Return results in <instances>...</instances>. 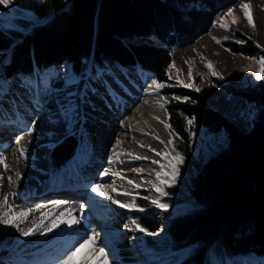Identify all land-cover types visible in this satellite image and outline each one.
Returning <instances> with one entry per match:
<instances>
[{
	"label": "trees",
	"instance_id": "16d2710c",
	"mask_svg": "<svg viewBox=\"0 0 264 264\" xmlns=\"http://www.w3.org/2000/svg\"><path fill=\"white\" fill-rule=\"evenodd\" d=\"M238 1L14 0L12 6L31 12L35 21L18 19L9 28L0 24V81L15 75L31 78L35 71L56 70L63 63L79 75L89 63L94 69L132 65L149 71L163 85L158 89L171 146L188 168L185 183L178 177L163 190L164 204L173 209L164 228L171 250L188 249L171 264H209L211 253L222 258L247 253L264 257V78L234 86L196 73L185 82L175 68L177 51L199 41L216 16ZM6 11L0 5V14ZM243 40L242 45H222L244 57H264L263 48ZM189 84L193 87L181 86ZM200 84L214 85L249 103L254 112L250 126H241L239 119L212 106ZM203 130L220 139L203 140L197 149L193 135ZM76 147L75 137L65 135L49 154L50 167L61 169ZM183 203L189 208L177 211ZM138 205L148 206L145 200ZM136 221L146 229L145 245L156 250L161 233L157 222L146 215L136 216ZM123 250L128 252L126 245Z\"/></svg>",
	"mask_w": 264,
	"mask_h": 264
},
{
	"label": "bare ground",
	"instance_id": "6f19581e",
	"mask_svg": "<svg viewBox=\"0 0 264 264\" xmlns=\"http://www.w3.org/2000/svg\"><path fill=\"white\" fill-rule=\"evenodd\" d=\"M63 67L59 70L60 73H58L59 71L58 74L56 73V77L51 75L48 77V83L50 81L51 87L55 89L52 94L55 103L51 101L45 87L41 84L37 87L30 86L31 90L24 85L20 89L16 86L12 87L18 92L16 96L19 100L18 103H15L16 107L27 112L24 128L19 132L21 148L24 149L25 156L16 162L17 168H14L11 151L7 148L0 150V156L5 158L6 164V167L0 165V212L6 210L3 198L7 197V203L12 207L13 214L20 210L36 209L39 205L45 206L32 211L20 224L26 228L25 230L35 228L37 225L43 229L45 225L51 223L52 216L58 215L62 211H71L77 222L71 226L61 224L50 232L36 231L33 235L23 236V241L15 249L10 250L11 253L5 264H59L60 259L69 250H74V255L68 264H100L101 262L100 254L95 252V247L104 245V233H100L97 227L94 228V223L88 222L90 219L80 213L82 210L78 206L62 204L60 208L54 209L53 204L49 205L48 203L58 201L56 197L60 195H52V199H47L48 202L44 204L37 200L31 204L26 201V196L22 197L21 195L23 193L41 195L45 186L52 187L60 180H63L60 181L62 184L54 187L57 193L59 190L69 191L72 188L70 183L72 175L70 174L56 177L52 181L49 179L48 183L37 186V188L29 185V181L43 178L46 173L43 156L45 148L48 146L47 139L54 134L53 131L59 134L73 122V120H67L64 125V118L59 114L61 104H66L69 99L75 101L78 110H80V120H82L79 130L82 131L83 125L87 126L90 140L84 145L88 154L86 173L81 174L80 163L82 160L78 156L72 158L67 168L72 165L71 167L75 168L76 173L81 177L77 178L83 185L79 192L85 191L90 199L94 198L93 200L106 206L113 213L122 214L124 212L125 208L119 207V204H127L133 187L136 184H143L140 178H145L148 182L152 180L153 170L159 162V157H162L155 153H162L164 152L163 147H169L165 129L166 114L162 99L159 95H156L157 98L153 96L152 89H146V82L143 79L136 77L133 80L127 76L128 74L126 77H122L121 71L117 70L116 78L119 79L117 83L114 82V75L107 74L100 77L101 79L93 81L91 87L90 84L82 82L76 92L74 89L69 90L64 87L62 70L65 67ZM108 86L117 92L112 105H109L107 100L100 95L106 91ZM37 93L39 94V103L34 100ZM2 110L3 106L0 100V123H2L0 125L6 122V115L2 113ZM88 115H91L89 121L87 120ZM29 127L34 129L31 135L26 133V129ZM99 143L102 144L101 149L96 147ZM136 157H142V159H136ZM143 157H147V159H143ZM153 160L157 163L153 164ZM133 169L140 171H133ZM95 171L99 174L96 175ZM104 172H110V174L100 177ZM17 173L20 174L19 178ZM107 176L113 179V187L108 186ZM9 177L11 183H9ZM129 180L132 181V184L128 183ZM106 181L107 183H105ZM99 184L106 185V187L97 188V192L102 193L101 195L91 191V186ZM112 199L118 203L113 204ZM67 201L65 199L63 202ZM45 213L52 215L45 219ZM7 227V225L0 224V245L7 240ZM127 231L132 235L133 232H136L129 231L128 228ZM93 233L97 237L95 246L91 242L76 246L78 242L83 241L86 235ZM66 249L69 250L66 251ZM248 259L250 258L248 257ZM229 261L230 264H258L251 259L243 261L238 257H232Z\"/></svg>",
	"mask_w": 264,
	"mask_h": 264
},
{
	"label": "rangeland",
	"instance_id": "374dc122",
	"mask_svg": "<svg viewBox=\"0 0 264 264\" xmlns=\"http://www.w3.org/2000/svg\"><path fill=\"white\" fill-rule=\"evenodd\" d=\"M241 4H248L250 6L248 9V12L253 21L254 27L248 24V19L245 17L244 11L240 7ZM5 9L7 10L6 11L7 13L5 12V13L0 14V24L5 28H9L10 26H13L15 21L18 19L24 20V21H31V22L35 21L34 15L31 12L19 9L12 5L9 8H5ZM229 9H232L231 16L226 15ZM221 24H223L224 27H221ZM209 31L210 32L207 35L203 36L194 45L188 46L186 48H183L177 51L175 55L176 63H177L175 65V68L177 71L176 73L180 76L181 80H184L185 82H191L193 80V75L197 73V74H200L202 77L209 76V75L214 76L215 78H218L222 82L231 84L234 86H247L249 84H254L257 81L255 79V74L259 70V65L255 62V60L260 57H244L238 53L230 52L221 43L231 42V43L242 45L244 43L243 39L246 37L252 40L254 43H256L259 47L264 49V0H239L237 4L232 5L229 8L221 11L216 16L214 20V26ZM217 40L219 41V43H217ZM136 41L137 42H149V43L155 42L154 39H151V38H137ZM237 41H242V43H237ZM209 63L212 66L211 69H209L206 66ZM190 68L192 70L191 77L189 76ZM102 72H103L102 70H97V72H95V75L91 77L92 80L90 81L88 79L89 76H91L90 75L91 69L89 65L84 66L80 77L72 76L73 75L72 71L70 70V68L66 66L65 70L63 71V74L71 75V77H74V79L71 83L66 82L68 79H65V80L62 79L64 82L63 83L64 87L69 90L74 89V91L77 92L82 82L92 83L93 81H97V79H99ZM55 73L45 72L43 74H39V77L37 76L36 79L39 80V83L46 85L48 83L49 75L56 77ZM58 73H60V71ZM143 75L147 81L146 89L147 90L152 89L153 93L155 94V95L153 94V96L157 98L158 96L156 95H158V89L152 84V81L154 80L153 77L150 74H146V73H143ZM14 80L15 79H13V81ZM15 83H18V80H16ZM37 84L38 83H35L32 85L36 86ZM49 84H50V81H49ZM198 88L200 91H202V93L205 96H207L212 106H214L217 110L222 111L224 114L228 115L231 118L239 119V123L241 126H245V127L250 126L254 112H253L252 106L249 103H247L245 100L239 97H236L224 90H219V88L214 85L204 86L203 84H200L198 85ZM162 102L164 106L163 99H162ZM80 119H81L80 110H78L77 118L73 119V122L69 124V126L65 129V131L59 134L55 131L52 132V133H56L55 139H57L58 141V139H61L62 137H64L65 134L71 132L74 134L77 141L81 143V148H82V142L84 141L86 142L87 139L88 141L90 140H89V132H88L87 126L82 124L83 125L82 129L83 128L84 129L82 131L79 130V127L81 126V122H82V120ZM66 121L67 120L64 119V122H65L64 125H66ZM166 124H167V115H166ZM166 132H167V140L169 141L171 137L167 129H166ZM221 133L222 132H220V134ZM206 139H209V140H206ZM218 139H220L219 135L218 136L211 135L209 133H206L205 130H203L202 132L199 131L198 133H194L193 135V142L195 146L197 147V149L200 148L201 142L203 140L204 142L209 141L210 143H213V142L218 141ZM54 143L55 141L49 143V145L47 143L48 146H46L45 152H44L45 155H47V157ZM169 147L167 146L163 147L164 152L162 153L166 154L169 157V159L175 162V155L178 152L176 150L173 151L174 148L171 145H169ZM159 158H160L159 162L153 170L152 180L148 182L145 178H140V181L143 182V184L142 185L136 184V186L133 187V191L131 195H129V199L127 201V204L125 205L134 204L135 207L134 208L125 207L124 212L122 214H118L119 212L113 213L109 211L107 208V211L111 214L107 213L106 215V218H107L106 225L111 227L113 223L112 221L120 223L121 230L120 231L112 230V232L116 235L118 240H126L128 242L130 246V252L132 254L131 257L135 259L137 258V256H139V251L135 249L136 248L135 240L137 239L139 240V242L143 243L144 241L143 236L145 232L136 231V232H133L134 234L132 235L131 233L127 231V228H125V225H128V228L130 227L134 229L135 226L132 225L131 221L135 220L136 215L137 216H143V215L150 216L157 222L161 233L159 234V237L156 240L157 242L155 244L156 250L154 251L150 249H147V250L151 252L153 256H155L154 258L155 262L159 264H171L172 261L176 259L178 256H181V257L184 256L188 252V249L182 250L178 253L173 252L170 247L171 242L164 233V228L167 224L169 217L172 215L173 209L172 208H167L166 210L162 209L163 210L162 216L155 215V213L152 211V205H155L152 203V200H153L152 196L154 193L157 199L159 200V202L164 203V195L161 196L158 191L153 189L154 188L153 185L155 184L158 187H161L163 190L165 186H168L167 184H161V182L157 180L155 176V172L162 171L163 173L166 174L163 177L165 180L171 179V167L167 166L164 169L160 168L161 164L168 165V160L164 159L163 156ZM44 162H45L44 168L46 171V173L44 174V177L43 178L40 177L37 180L29 181L30 186L37 188V186L44 184L49 179H53L56 176H62L67 171L65 170V168H63L62 170L54 174V172H52V170H50L48 167V164H49L48 158L47 160L44 159ZM97 171H95L96 175L99 174ZM107 173L110 174V172H107ZM187 174H188V168L183 158V162L178 165V175L176 177V180L179 177L181 183H185V177L187 176ZM107 179H108L107 180L108 186L110 185L111 187H113V184H112L114 183L113 179L109 178L108 176H107ZM107 181L105 183H107ZM140 193L143 196H141ZM143 200L147 202L149 209H143V211H141L139 210L140 208H137V203ZM189 206L190 205L183 203L176 210L181 211L185 208H189ZM102 210L104 209L102 208ZM20 224L21 223L18 224L19 229L25 230L26 228H24ZM6 230H8L6 231L7 240L6 242L2 243V245H0V255L2 253H6V255L5 257L0 258V262L1 260L6 261L7 257L11 253L10 250L12 248L15 249V247L23 241V236L20 235V231H18L16 227L8 226ZM144 247L147 248L146 246ZM67 250L69 249H66V251ZM247 256L252 261L258 262V264H264V258L254 255V254L252 255L251 254H238L232 257L241 258L243 261L250 260L248 259ZM232 257L222 258V256L218 255L217 253H211L208 255L209 264H230L229 260ZM154 261L147 263L145 261L140 262L136 260L137 262L136 264H157Z\"/></svg>",
	"mask_w": 264,
	"mask_h": 264
},
{
	"label": "snow or ice",
	"instance_id": "6c2138e0",
	"mask_svg": "<svg viewBox=\"0 0 264 264\" xmlns=\"http://www.w3.org/2000/svg\"><path fill=\"white\" fill-rule=\"evenodd\" d=\"M14 3V0H0V5H2L5 8H9L12 4ZM241 9L244 11V15L245 17L248 19V24L250 26H253V21L249 15L248 9H249V5L248 4H241L240 5ZM226 15L231 16L232 15V9H229L228 12L226 13ZM221 27H224L223 24H221ZM215 39V38H214ZM217 43H219V41L217 40ZM237 43H242V41H237ZM255 62L259 65V70L256 72L255 74V79L256 80H261L262 78H264V57H260L257 58L255 60ZM209 69H211V64H207L206 65ZM215 74V73H213ZM192 75V70L191 68L189 69V76L191 77ZM74 77H69L68 80L66 82L71 83L73 81ZM152 84L158 89L160 87H163V85L159 84L157 81L153 80ZM26 87H29V89L31 90L30 84L26 83L25 85ZM184 87H193V85L189 84V85H181ZM198 90V89H197ZM8 91V86H7V81H0V96H3L6 94V92ZM34 100L36 103H39V94L37 93L34 96ZM161 107H163L161 105ZM59 114L61 115L62 118H64L65 120L71 121L75 118H77L78 116V105L75 103V101L69 99L68 102L66 104H61L60 105V109H59ZM34 123V122H33ZM189 123L191 124V121H189ZM165 128L169 130L170 134H171V129L170 126L165 124ZM34 129L29 127L26 129V133L28 135H31V132ZM20 137H17V143H19ZM173 143V141L171 139H169L168 144L171 145ZM150 151H155L153 149H149ZM19 151V155L21 157L25 156V151L24 149H18ZM173 151H175V149H173ZM156 155H162L164 157V159L168 160V165L165 164H161L160 168L164 169L167 166L171 167V179L165 180L163 177L166 175L165 173H163L162 171H156L155 172V176L157 178V180H159L161 182V184H167L168 186H171L175 183L176 181V177L178 175V165L181 164L183 162V157L179 154L176 153L175 155V162H173L171 159H169V157L166 154L160 153V152H156ZM136 159H142V157H136ZM143 159H147V157H143ZM153 164L157 163L155 160L152 161ZM0 165H5V158L3 156H0ZM133 171H140L139 169H133ZM108 175L107 172L101 173V176H105ZM118 175V174H117ZM20 174L17 173V177L19 178ZM9 183H11V178L9 177ZM129 184H132V181L129 180L128 181ZM98 187H106V185L103 184H99V185H93L91 186V191L93 193H96L97 195H101L102 193L97 192V188ZM153 187L155 188L156 191H158L160 193V195H165V193L163 192V189L161 187H158L157 185H153ZM111 198V197H109ZM64 202L62 201H56L53 203L52 207L55 208H60L61 205ZM112 203L113 204H117L118 202L115 199H112ZM153 204H155L158 208L161 209H167L168 205L164 204V203H160L159 200H153L152 201ZM3 204L5 207V211L0 212V224L3 225H7V226H12V227H16L18 231H20V235L27 237L30 235H33L36 231H41L42 233L44 231L50 232L53 230V228L55 227H59V225L61 224H65V225H69L71 226L72 224L76 223L77 221L73 218L72 216V212L71 211H67V212H60L58 215L52 216V220L51 223L49 225H45L43 229H41L40 225H37L35 228H28L27 230H20L18 227L19 223L24 222V220L30 215V213L34 210H39L41 208H44V205H39L37 206L36 209H27V210H20L18 212H15L13 214V209L11 206L8 205L7 203V197L3 198ZM119 207L121 208H134L135 205H125L120 203ZM84 205H81V210H83ZM141 211H143V209H139ZM52 215L51 213H45V219L48 218V216ZM132 225L135 226L134 229L132 228H128V225H125V228H128L129 231H140V232H145L146 229L142 228L139 226V224L137 223L136 220H132L131 221ZM41 224H43V221H41ZM96 241H97V237L96 235L93 233L91 235H86L85 238L83 239L82 242H78V244L76 245L78 246H82L83 243H88L91 242L94 246L96 245ZM95 252H98L100 254L101 257V262L100 264H107L106 258H105V253H104V249L102 247H95ZM74 255V250H69L64 257H62L59 261V264H68V261H70L72 259V256Z\"/></svg>",
	"mask_w": 264,
	"mask_h": 264
}]
</instances>
